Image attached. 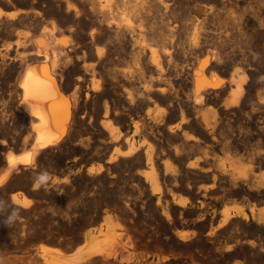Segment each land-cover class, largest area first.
Returning <instances> with one entry per match:
<instances>
[{"label":"bare ground","instance_id":"1","mask_svg":"<svg viewBox=\"0 0 264 264\" xmlns=\"http://www.w3.org/2000/svg\"><path fill=\"white\" fill-rule=\"evenodd\" d=\"M246 24L264 29V0H0V85L8 86L6 97L0 94V208L7 211L0 214V255L19 248L21 241L26 239V229L20 218L30 214L32 202L22 192L13 193L9 200L1 196L15 182H25L30 197L40 196L35 181L32 186L29 184L30 176L44 158L56 151H64L70 144L82 112L92 118V114L85 113L88 105L94 107L95 118L92 119L99 122V130L107 135L109 142L99 143L96 150L101 165L89 168L86 174L100 184L108 182L112 169H123L132 163L143 167L142 172L136 174L138 180L134 181L143 182L157 195L155 203L160 216H155V220L173 223L177 214L181 216L190 208V203L177 204L175 197L176 200L171 202L166 198L170 193L174 194L181 183L187 182V189L192 190L194 187L189 180L199 176L208 177L212 186L208 185L212 188L198 187V194L207 196L215 188L226 185L259 204L264 202L262 143H259L260 149L248 148L250 136L240 137L230 126H225L226 123L241 122L247 134L255 133L259 138H255L256 143L264 135V94L257 91V83H264V78L258 76L260 72L257 74L252 70L255 69V58L259 55L264 58V46L255 48V44L244 41L241 30L240 38H235L232 35L236 32L230 35V30L226 29ZM235 65H239L236 71ZM231 67L235 72L230 73L229 78H222L220 75ZM70 89L72 92L68 93ZM84 116H81L83 120ZM129 120L134 128L133 136L124 135L119 128V124ZM80 142L82 145L78 148L81 151L85 143ZM218 147L225 151V157L215 153ZM19 149H23V153L15 154ZM194 154H199L200 158L188 163ZM65 182V186L69 184ZM94 185L96 187L97 183ZM116 200L121 199L116 197ZM145 206L149 205L143 203L141 213H135L136 209L131 213L126 209L130 210V206L124 210L120 205L121 210L116 211L118 207L115 210L120 212L118 216L129 221V231L135 234L139 243L146 238L160 240L156 232L144 228L154 221L145 220ZM256 207L250 208V214L222 208V226L218 230L211 226L207 235L218 237V232L231 226L235 230V225L245 223L260 229L264 236V207ZM11 211L14 214L7 217ZM101 211L102 214L91 223L83 224V227H91L79 233L68 245L70 250L76 248L72 255H63L57 247H47V244L40 247L34 257L0 258V264H113L110 260L113 255L107 248L120 242L124 231L118 230L119 218L115 211L114 215L107 209ZM206 216L197 214L201 222ZM4 219L14 228V232L9 231L11 234L7 232ZM144 221L146 225L142 227ZM122 228L127 229L123 225ZM138 258L144 261L147 257ZM166 261L164 257L156 256L154 263L167 264ZM168 264H172L171 261Z\"/></svg>","mask_w":264,"mask_h":264},{"label":"rangeland","instance_id":"2","mask_svg":"<svg viewBox=\"0 0 264 264\" xmlns=\"http://www.w3.org/2000/svg\"><path fill=\"white\" fill-rule=\"evenodd\" d=\"M241 26H242V28H241ZM241 26H239V28H241V29H239V28H234L233 29L232 26H229L230 28L226 27V29H228L227 31L230 30L228 32L229 34L231 32L230 35H232V34H234L236 32L235 35H232L235 38H237V37L240 38L241 34L243 33L242 35H244V36L242 38L244 39V41L245 42H248V43L250 42L252 44H255V45H253L255 48H261L262 46H264V29H260V28H257V27H255V28L252 27L251 28V26L248 25V24L241 25ZM245 29H247V30L245 31ZM252 29H254V30H252ZM240 30H241L242 33H240ZM233 31H235V32H233ZM247 31H249V33H247ZM256 31L259 32V33H257ZM248 36H251V37H248ZM263 60H264V58L261 55H259L258 57H256L255 58V63L253 65L254 66L253 68H255V69H252L257 74H258V72H260L258 74V76L261 79L264 78V65H262V64H264ZM237 66L239 68V65H235V67L233 66L235 68V71L238 70ZM257 67H258V69H257ZM234 68H232V67L229 68L228 71H224V73L222 75H220V76L222 78H227V77L229 78L231 76V74H233L235 72L234 71ZM224 74H226V75L224 76ZM262 74H263V76H261ZM3 84L0 85V88H1L0 94L3 97H6L7 90H8L7 89L8 86H5ZM257 84H258L257 85V91H258V93H262L263 92L262 94H264V83L258 82ZM68 91H69L68 93H71L72 92L71 89L68 90ZM85 91H87V89H85ZM85 109H86V111L84 110L85 113L92 114V118L94 119L95 118V117H93V114H94L93 113V109H94V107L88 105V106H86ZM81 116H84V113L83 112L80 114V117H79L80 118V124H82V125H80V124L79 125H76L75 127H77V128H74L73 129L72 139H71V142H69L70 144H68L69 146L67 145L66 148L64 149V151L62 150V152H57L56 151L52 155L48 156L47 159L44 158L46 161L43 159L40 167L37 170H35L32 173V175L30 176V178H29V184L31 183V186H32V184L35 181V178L40 174V172L41 173L42 172H45V171L48 172V174H49V180H48L47 184L45 186H41L40 188H38L41 191L40 192V196L39 197L38 196L37 197H30V195L28 194V191L29 190H27L28 187H27L26 184H24L25 182L24 183H19V182L12 183L11 189L9 191H7V193H5L4 195L1 196L2 198H4V196H5V199L9 200L10 196L13 193L22 192V194L27 195V197H29L30 201H32V202H31V205H30V208H29L30 214L28 216H25V215L24 216H21V218H20V220L22 222H24V226L23 227H25V229H26L24 239L25 238L26 239L24 240V242L21 241L22 243H20V247L19 248L16 247V248L11 249L10 251H6V253L0 255V258H2V259H8V258H15V257H20V258H22V257L23 258L24 257L26 258V257H29V256L34 257V256L37 255V252H38L39 248L40 247H43V246H45L47 244H48L47 247H53V248L57 247V249H59L63 255H67V254L68 255H72L73 253H75V249L76 248L75 249L73 248L74 250L73 249L70 250L69 247H68V245L70 244L71 241H73L75 239V237H77L78 235L82 234L89 227H91V225L90 226H86L87 228L86 227H83V224L84 223H88V224L91 223L92 220H94V218L98 214H102V211L101 210L104 211L105 209H107V211L112 212L113 215H114V213L116 211H120L121 208L122 209L124 208V210H125V207L126 206H130L129 207L130 210L128 209V207L126 209L128 211H131V213L134 212L135 209H136L135 213H137V212H140L141 213L143 211V209H141V205L143 203H145V204L147 203L150 206V208H149V206L148 207L145 206L144 214L143 215H144V217H146L145 220H147V219L148 220H150V219L152 220L153 219L154 221H153L152 224L149 223L148 226L145 224V221H144V223L142 222L141 225H142V227H144L146 225L144 228L147 229L148 231H151V233L156 232L155 234H157V236L160 237V240L157 241V240H153L152 238H146L147 240L146 239L144 240L145 243L144 242L143 243L137 242L138 239L135 236V234L132 233L131 231H129V225H128L129 224V221H127V220L121 218L120 216H118V215H120V212H118L119 214L116 212L117 214H115V216H117V218H119L121 220L120 221L118 219V224H119L118 225V230L120 231L122 229L124 231V236L122 237L123 239H120V242L119 241H118V243H115L114 242L112 245L108 246V248L110 250L107 248L108 253H111L116 258V259L115 258H112L113 256L110 257V260L112 261L113 264H116V263L117 264H131V263L132 264H140V263L141 264H146L145 261H147V263L150 262L149 264H151V263L155 264L154 263V260H155L156 256H158V257L160 256L161 258L164 257L165 259H167V261H166L167 264H168L169 261H171L172 264H175L176 262H177L176 264H264V251H263L264 250L263 249L264 248V236H263V233L261 232V230L258 229L257 227L255 228L253 225H247L245 223H239V224L235 225V226H237V227H235V230H234V226L233 227L231 226V227H228L226 230L225 229L222 230L223 232L222 231L221 232H218V235H219L218 237L216 235H215L216 237L215 236H210L211 237V239H210V237L207 235L209 228L211 229L213 227L212 229H215L217 227V230H218V227L219 226L220 227L222 226V220H221L222 218H221V215H220L221 214L220 213L221 212L220 210L228 209V210H231V212H233V213L240 212V213L250 214L249 211H251L250 210L251 207L253 208V207H256L257 206L256 208H258V207L259 208H263L264 207V204H263L264 202H261L259 204V202L257 200H254V199H252L251 197H249L248 195H245V194L235 193L233 190H231L226 185L223 186V187L222 186H219V187L215 188V191L212 190V192L209 195H207V196H204L201 193L198 194V192H196V188H198V187L200 189H204L205 187L206 188L208 187L207 189H211L212 188V187L209 186L210 184L212 186V183H211V180L208 177H205L204 178V177L199 176V177H196V178L193 177V178H191L189 180V183L191 185L193 184L191 187H194L192 190L187 189L186 184H185L187 182L181 183L179 185V187L177 189H175L177 192L175 191L174 194L173 193H170V195H168L169 197L167 196V198H166L170 202L171 201H175L177 199V201H175V203H177V204H179L180 202L182 203L184 201L187 202V203L192 204V206L187 209L190 213L186 210L187 213L185 211L183 214H181V216L179 214H177V217H174L173 218V223L171 222L170 224H169V222L168 223L167 222H163V221L161 222L160 219L155 220V218L159 215V213H158L159 211L157 210V205H156L157 198H158L157 195L151 190V188L149 186L145 185L143 182H141V181L135 182L136 180H138L136 178V174L141 173L142 170L144 169L143 167L139 168L140 167L139 165H136L135 163H132L130 165L128 164L126 166H123V167H126V168L121 167L123 169H119V170L118 169H116V170L115 169H112L111 172L108 175V176H110V178L107 179V181H108L107 183H100L99 184V182L93 181L91 179L92 177L90 175H87L89 168H97V167H99V165H101L100 164L101 163V160H99V158L97 156L98 151L96 150L97 148H99V145H100L99 143H101V144H107L109 141H108V137H106L107 135L101 133V131L99 130L100 129L99 122L97 123L92 118H90L88 116H84L85 123H83L84 120L81 118ZM86 119H87V121H86ZM92 121L95 122V123H93ZM92 123L95 126L92 125ZM237 123L239 124V126H238ZM228 124H230V125H228ZM232 124H234V125H232ZM89 125L91 127H93L94 130ZM225 126H230L232 129H234L236 135H240V137H245V136L246 137H249L250 136L251 141L249 143L248 148H253L254 147V149L255 148L260 149V147L261 148L264 147V135L262 136L260 142H257L258 143L257 144L256 141L259 138H257L254 135L255 133H253L251 135L247 134V132L245 131V129H243L244 126L241 124V122L226 123ZM80 127H81V129H80ZM230 127H229V129H230ZM119 128H120V131L124 135H127V134L128 135L130 134L129 136H133L134 135L133 124H132V122L130 120L119 124ZM90 131H91V133H90ZM89 134H91V136ZM94 134H97V135L95 136ZM85 137H87V138H85ZM92 137H93V139H92ZM84 138L86 139V141L87 140L88 141L85 142V139ZM138 138L139 137H137V139ZM255 138H257V139H255ZM83 139H84V141H83ZM89 140H91L92 142H90ZM100 140H102V141H100ZM80 141H82L83 144L85 143L84 145H85V147L87 149L85 147L83 148V146H84L83 145L82 146L83 150L80 151V149L78 148V145L79 144L82 145V143ZM75 142H76V144H75ZM77 142H78V144H77ZM94 142H95V144H94ZM253 142L256 143V144H254ZM259 143H262V144H260L261 146L259 145ZM251 144H253V145H251ZM88 145H89V148H88ZM95 145H97L96 148H95ZM76 146H77V148H76ZM23 151H24L23 149L22 150L19 149V150L15 151V154H22ZM223 151L224 150L221 149V147H218L215 150V153L217 155H219L218 157H220V156L221 157H225L226 156L225 155V151H224V154L222 153ZM56 154H58V155H56ZM199 158H200V155L199 154H196V155L194 154L188 160V163H192V162L198 160ZM49 165H50V167H49ZM66 165L70 169H68V167ZM75 170H77V172ZM136 170H138V171H136ZM262 173H264V172H262ZM69 174H71L70 175L71 177L69 176ZM116 174H117V176H116ZM124 174H126V175L124 176ZM131 175H133V176H131ZM65 177H66V179H65ZM89 177H91V178H89ZM120 177H121V179H120ZM122 178H124L123 179L124 181L122 180ZM89 179L92 180V181H90ZM112 179L114 180V182H113ZM52 180H54V182H55L54 186H52L53 185V181ZM59 180H60V182H59ZM65 180L69 182V184H66V186H65V183H66ZM111 181H112V183H111ZM120 181H121L122 184H120ZM58 182H59V184H58ZM61 182H63V184ZM96 183H97V185L95 187L94 184H96ZM70 184H71V186H70ZM72 184L75 185V186H73ZM126 184H128V185H126ZM138 184H140V185H138ZM111 185H115V186H111ZM131 185H132V187H131ZM200 186L201 187L203 186V187L201 188ZM12 188H13V190H12ZM54 188H56V189H54ZM94 188H95V191H94ZM110 189H112V190L110 191ZM226 189L228 191H225ZM53 190H54V192H53ZM142 190H143V193H142ZM144 190L146 192L149 191L148 193L151 195L152 199H151L150 195L148 193H146ZM99 191H101V192H99ZM220 191H223V195L224 196L222 195V192L220 193ZM91 192H93V194H96V195H93ZM104 193H105L106 196L104 195ZM109 193H111V194L109 195ZM64 194H66V195L64 196ZM218 195H220V196L222 195L221 198H219L220 196H218ZM240 195L241 196L243 195L245 198L243 196L241 197ZM89 196H91V197H89ZM99 196H100V198H102V200L99 198ZM103 196H105V197H103ZM185 196H187V197H185ZM61 197L63 199H61ZM108 197L109 198L111 197L112 200L116 201L115 203L118 206H116L115 203L113 204L114 201H112L111 199L108 200L109 199ZM116 197L118 199H121V200H119V201L116 200ZM138 197L141 198V199H139ZM104 198H106V199H104ZM217 198L220 199V200H218ZM126 199H128V201ZM243 199H245L246 201H244ZM122 200L123 201L125 200V202H123ZM152 200H153V202H151ZM140 201L142 202V204H140L141 203ZM85 202L86 203L89 202L90 205H92V206L94 204V206L93 207L92 206L90 207ZM92 202H93V204H92ZM121 202L122 203H125L126 206H124V204H122ZM254 202H255V204H254ZM101 203L102 204L104 203V204L102 205ZM126 203H128L129 205L126 204ZM112 204H113V206H111ZM251 204H252V206H251ZM114 205H115V207H114ZM120 205H121V208H119ZM206 206L209 207V208H207ZM210 206L212 208H216V209H213L214 210L213 211ZM246 206H248V207H246ZM117 207H118L119 210L117 209ZM87 208L90 209V210L88 211ZM94 208H98V209H94ZM222 208H224V209H222ZM138 209H140V210H138ZM190 209H192V210H190ZM233 209L234 210H237V212L236 211L234 212ZM3 210H4L3 208H0V214L7 212L6 209H5V212H3ZM72 210H74L75 212L72 211ZM91 210H93L94 212L93 211L91 212ZM152 210L157 215L154 212H152ZM192 211H193V213H191ZM218 211H219V213H218ZM150 212H151L152 215H150ZM198 212L200 213V215H201V213L204 214V215L207 214L206 220H202V222H201L200 221L201 218L200 217L197 218V214H198V216H200ZM209 212L211 214L213 212H215V215L212 214L214 217L211 216V214ZM83 213H85V214H83ZM148 213H149L150 217H149ZM13 214H14V211L13 212L11 211V212L7 213L6 215H7V217H11V215H13ZM195 214H196V217H195ZM178 215L180 217H183V218L181 219ZM152 216H153V218H152ZM178 217H179V219H178ZM217 217L219 218V220H218ZM4 218H6V217H4ZM22 218H24V219H22ZM199 218H200V220H199ZM211 218H213V219H211ZM6 219H8V218H6ZM6 219H4V222L7 224V227H8L7 232L8 233L14 232V228L10 227L11 224H10L9 220H6ZM122 219L124 220V222L122 221ZM220 220H221V223H220ZM8 223H9V225H8ZM210 223H211V225H210ZM243 224H245V225H243ZM95 225H97V224H95ZM95 225H93V226H95ZM122 225H123V227L125 226L128 229V231H129L130 234L127 232V229L122 228ZM241 225H242V227H241ZM246 225H247V228L248 229L246 227H244ZM237 228H239V229L236 230ZM253 229H255V231ZM27 232H29V235L26 234ZM224 232H227V233H224ZM180 233L183 234L184 237H183V235H180ZM250 233H251V235H250ZM177 234H178V236H177ZM258 234H259V236H258ZM26 235L29 236V237H27ZM130 235H133V236H130ZM171 236H173V237H171ZM178 237L180 239H178ZM37 238H39V239H37ZM129 238H130V240H129ZM186 239H188V240H186ZM173 240H175V241H173ZM130 242L131 243L133 242V243L131 244ZM176 242H178V243H176ZM116 244H117V246H116ZM118 244L120 246L122 244V246H121L122 248ZM239 244H240V246H239ZM245 244H246V247H245ZM40 245H42V246H40ZM124 245H126V246H124ZM241 245H243V246H241ZM261 245L263 246L262 249H261V247H262ZM111 246H113V248ZM231 246H233V247H231ZM257 247L259 248V250H258ZM29 248H31L32 250L29 249ZM232 248H235V249H232ZM34 249H35V251H34ZM116 249H118V250H116ZM256 250H257V252H256ZM114 251L117 254L116 253L115 254L112 253ZM244 251H246V252L244 253ZM9 252H10V254L8 255ZM233 252H234V254L232 255ZM240 252H241V254H240ZM24 253H25V255H23ZM69 253H71V254H69ZM258 253H260V254H258ZM4 255H6V256H4ZM137 255H139V256H137ZM143 256H146L148 259L146 258L143 261V260H141L142 258L141 259L138 258V257H143ZM117 257H119V258H117ZM135 258H136V260H135ZM137 261H139V262H137ZM97 264H99V263H97Z\"/></svg>","mask_w":264,"mask_h":264},{"label":"clouds","instance_id":"3","mask_svg":"<svg viewBox=\"0 0 264 264\" xmlns=\"http://www.w3.org/2000/svg\"><path fill=\"white\" fill-rule=\"evenodd\" d=\"M49 180L48 172H42L35 178L34 186L36 188H40L41 186H45Z\"/></svg>","mask_w":264,"mask_h":264}]
</instances>
